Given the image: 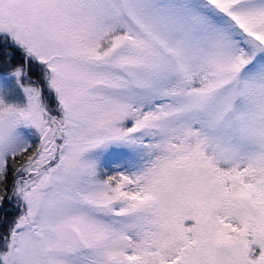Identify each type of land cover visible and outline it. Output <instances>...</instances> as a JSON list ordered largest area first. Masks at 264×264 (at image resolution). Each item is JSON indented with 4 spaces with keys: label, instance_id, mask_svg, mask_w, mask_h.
Returning a JSON list of instances; mask_svg holds the SVG:
<instances>
[{
    "label": "snow or ice",
    "instance_id": "1",
    "mask_svg": "<svg viewBox=\"0 0 264 264\" xmlns=\"http://www.w3.org/2000/svg\"><path fill=\"white\" fill-rule=\"evenodd\" d=\"M13 198L0 264H264V0H0Z\"/></svg>",
    "mask_w": 264,
    "mask_h": 264
},
{
    "label": "trees",
    "instance_id": "2",
    "mask_svg": "<svg viewBox=\"0 0 264 264\" xmlns=\"http://www.w3.org/2000/svg\"><path fill=\"white\" fill-rule=\"evenodd\" d=\"M19 53H17V59H19ZM34 72L36 74H33L30 72V76L32 79L33 83H39V80L37 79L38 74L40 73V69L39 68H35ZM45 104L48 105L50 108H55V103H54V97L52 95H50L47 90H45ZM13 175L14 173L9 172V177H8V188H9V193L8 195H11V182L13 179ZM21 214V210L20 208L17 206V201L15 200V198H13L10 201H5L3 204H0V249L1 246L4 249L5 246V238L8 234V231L10 229V227L12 226L14 220ZM4 240V241H3ZM2 243H4L2 245Z\"/></svg>",
    "mask_w": 264,
    "mask_h": 264
},
{
    "label": "rangeland",
    "instance_id": "3",
    "mask_svg": "<svg viewBox=\"0 0 264 264\" xmlns=\"http://www.w3.org/2000/svg\"><path fill=\"white\" fill-rule=\"evenodd\" d=\"M22 93H17L12 97L7 98L8 103H20L22 102ZM33 148L39 144V139L33 137ZM127 149L112 148L102 157V173L104 175H115L117 171H124L125 167L130 164L129 155ZM4 241V240H3ZM4 243H2L3 245ZM3 248L1 246L0 251Z\"/></svg>",
    "mask_w": 264,
    "mask_h": 264
}]
</instances>
